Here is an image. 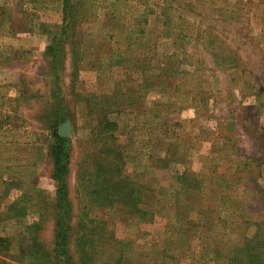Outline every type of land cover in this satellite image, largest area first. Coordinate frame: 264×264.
Here are the masks:
<instances>
[{
	"label": "rangeland",
	"instance_id": "obj_1",
	"mask_svg": "<svg viewBox=\"0 0 264 264\" xmlns=\"http://www.w3.org/2000/svg\"><path fill=\"white\" fill-rule=\"evenodd\" d=\"M65 263L264 264V0H0V264Z\"/></svg>",
	"mask_w": 264,
	"mask_h": 264
},
{
	"label": "trees",
	"instance_id": "obj_2",
	"mask_svg": "<svg viewBox=\"0 0 264 264\" xmlns=\"http://www.w3.org/2000/svg\"><path fill=\"white\" fill-rule=\"evenodd\" d=\"M46 54L53 58L55 54H53V50L51 45L48 47V51ZM60 104H64V102H60ZM59 104V107H60ZM62 109V107H61ZM60 117V118H59ZM59 117L56 118L55 122L59 123L65 120L64 114H61ZM56 123V124H57ZM98 133H105V130L97 129ZM108 137L110 135L103 134L102 137ZM54 138L56 140V146L53 148L52 151V160H53V173L52 179L55 181L56 184V201H57V224H56V242L57 247L60 248V251L63 250L65 243V238L67 232L70 231L69 222L71 219V213L67 210L69 202L67 198V191H66V184L65 178L67 175V165L69 162V151L66 148V139L60 138L57 132H54ZM111 147L108 149L101 150L97 152V157L99 161H103L106 163V166H101L99 168L100 177H104L103 180L106 179L104 175L107 174V166L110 162H115L116 166L113 170L115 172H119V167L123 164V151L121 150L120 146L116 144V138L112 139ZM101 161V162H102ZM102 162V163H103ZM118 168V169H117ZM67 264V263H65Z\"/></svg>",
	"mask_w": 264,
	"mask_h": 264
},
{
	"label": "water",
	"instance_id": "obj_3",
	"mask_svg": "<svg viewBox=\"0 0 264 264\" xmlns=\"http://www.w3.org/2000/svg\"><path fill=\"white\" fill-rule=\"evenodd\" d=\"M61 134H63V135H64V132H61Z\"/></svg>",
	"mask_w": 264,
	"mask_h": 264
}]
</instances>
